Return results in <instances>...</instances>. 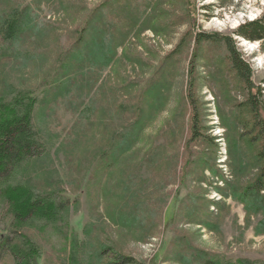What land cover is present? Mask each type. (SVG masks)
Segmentation results:
<instances>
[{
  "label": "rangeland",
  "instance_id": "rangeland-1",
  "mask_svg": "<svg viewBox=\"0 0 264 264\" xmlns=\"http://www.w3.org/2000/svg\"><path fill=\"white\" fill-rule=\"evenodd\" d=\"M105 1L0 3V12L29 5L36 25L30 39L11 42L0 34V49L10 54L0 56V97L27 92L35 98L33 126L45 144L18 179L37 194L69 201L60 227L40 220L23 227L39 248L37 264H100L104 249L133 257V264H199L193 260L199 251L264 264L256 217L225 196L223 180L243 186L256 172L249 166L235 179L230 169L232 158L254 153L237 139L249 119L235 115L245 92L230 70L225 42L196 41L201 33L231 36L252 66L253 81L264 86L261 41L236 34L264 14V0H110V33L103 36L112 35L114 60L84 67L59 85L61 57ZM93 27L102 29L98 22ZM191 70L201 132L194 141ZM123 141L128 145L108 167ZM5 207L0 201V236L12 229ZM0 264L14 259L6 255Z\"/></svg>",
  "mask_w": 264,
  "mask_h": 264
},
{
  "label": "trees",
  "instance_id": "trees-1",
  "mask_svg": "<svg viewBox=\"0 0 264 264\" xmlns=\"http://www.w3.org/2000/svg\"><path fill=\"white\" fill-rule=\"evenodd\" d=\"M2 1L0 0V3ZM109 2L110 0L103 2L88 16L84 26L80 28L79 35L61 57L57 70L63 69V72L56 70L57 77L54 82L59 80L58 84L62 85L61 83L66 80L63 83L65 84L69 81L68 75H82L84 67L98 65L102 68L114 60L116 44L111 41V34H109L110 40L105 38V32L110 33L109 28L108 30L106 28L110 27V21L105 12ZM30 12L29 5L21 9L15 7L7 11L2 10L0 12V34L2 37L11 42L30 39L35 34L33 29L36 28ZM95 22L100 23L101 30L93 27ZM114 32L115 28L112 30L113 34ZM127 32L124 31L123 34L127 35ZM236 34L247 40L261 41L264 49V14L239 25ZM97 37H100L101 40L98 41ZM220 40L225 42L228 49L227 60L230 70L245 92L244 99L235 105L237 110L235 115L249 114V119L243 123V131L237 136V139L245 141L254 152L247 160L241 159L238 155L232 158L231 173L235 179H239L247 167L256 168L254 177L243 186L223 177L228 186V193L225 196L230 195L239 200L244 205L246 215H250L252 218L256 217L254 232L261 235L264 234V86L253 81L252 66L239 51L231 36L201 33L196 37L197 44L201 41ZM15 51L19 52L15 48L11 51L12 56L16 55ZM8 52V49H0V56L10 57ZM192 75L193 70H191L188 81V98L192 105L191 141H194L201 136V132L199 130V108L194 95L195 81ZM34 108L35 98L27 92H19L9 98L0 97V201L6 206V212L13 219L11 232L0 236V263L6 255H11L14 264H37L39 248L25 233L23 227L32 220H40L46 227H60L62 222L60 213L66 211L69 206L68 200L62 201L46 194H37L26 181L18 179V175L21 174L26 164L31 159L43 155L45 150V144L33 126ZM141 113L142 111L138 113L139 117L134 124L132 123L133 125L141 121ZM229 123L227 122V128L232 130L234 124L233 122ZM127 145L128 143L123 141L114 149L113 156L110 155V159L107 160L108 167L119 160L120 154L123 153V149ZM192 250L196 251L194 248ZM74 252L75 250H73ZM109 254L110 257L112 256V261L103 262L102 259L108 258ZM99 256L100 264H133L135 262L131 256L107 249L101 250ZM196 256L197 253L193 256V260L198 261L199 264H256L255 261L245 258L232 260L202 251H199Z\"/></svg>",
  "mask_w": 264,
  "mask_h": 264
}]
</instances>
